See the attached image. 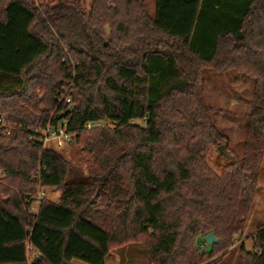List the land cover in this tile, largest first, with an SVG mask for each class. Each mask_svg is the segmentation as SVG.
<instances>
[{"label": "trees", "instance_id": "16d2710c", "mask_svg": "<svg viewBox=\"0 0 264 264\" xmlns=\"http://www.w3.org/2000/svg\"><path fill=\"white\" fill-rule=\"evenodd\" d=\"M155 13L145 0H92L88 11L0 0V115L13 126L0 129V264H29V250L32 264H107L137 242L150 264H218L246 228L264 149V0H157ZM205 68L254 80L245 155L220 174L208 162L225 138L202 95ZM101 120L112 124L85 126ZM63 121L88 174L30 139ZM34 173L63 191L35 217ZM253 240L241 264H264V224Z\"/></svg>", "mask_w": 264, "mask_h": 264}, {"label": "rangeland", "instance_id": "374dc122", "mask_svg": "<svg viewBox=\"0 0 264 264\" xmlns=\"http://www.w3.org/2000/svg\"><path fill=\"white\" fill-rule=\"evenodd\" d=\"M41 6L47 3L50 6L56 5L59 2L66 0H33ZM147 3L148 12L152 16L156 15L157 0H145ZM81 6L88 11L92 0H80ZM112 4V3H110ZM108 30V29H107ZM110 32V30H108ZM203 80L201 83V91L205 103L213 107L215 110L214 122L225 139L219 144H226L232 154L242 159L245 155L248 121L247 115L253 108L254 98V80L248 76L242 75L235 70L227 72H217L214 69L205 68L202 72ZM68 90V88H67ZM136 124H144V120L136 119L133 121ZM213 147L211 155L208 159L209 165L217 173L222 172V168L229 164L231 159L219 153L218 146ZM80 149L81 144L74 138L67 149L58 151L64 158L73 164L81 166L85 174H88V168L85 164H80ZM261 172L258 181V190L254 198V205L249 214L246 228L235 235L234 243L228 248L227 257L229 254L240 252V246L244 244L245 248L254 249L253 236L259 226L264 224V149L263 158L261 161ZM0 180L5 177L1 174ZM262 188V189H261ZM38 189V188H37ZM259 191V192H258ZM63 191L59 188L48 189V199L56 200L61 197ZM29 212L35 217L37 212V204L29 203ZM200 247V246H199ZM226 251H222L225 253ZM29 264H32L34 252L29 250ZM224 259V258H223ZM222 259V260H223ZM221 260V261H222ZM220 261V262H221ZM219 262V263H220ZM74 264H86L77 260ZM107 264H150L148 260L147 251L142 243H132L121 248H114L111 250V255L107 259Z\"/></svg>", "mask_w": 264, "mask_h": 264}, {"label": "built area", "instance_id": "2783aa9c", "mask_svg": "<svg viewBox=\"0 0 264 264\" xmlns=\"http://www.w3.org/2000/svg\"><path fill=\"white\" fill-rule=\"evenodd\" d=\"M69 63L73 68H76L78 65L77 61L69 58ZM65 59H63V62ZM71 101V97L68 96L66 93H63L61 96V102L63 103H69ZM112 122H108L105 120L101 121H87L85 126L89 130L98 129L105 127L107 125H111ZM0 129H2L5 134H10L13 126L11 123H9L7 115L1 114L0 115ZM76 137V133L69 131V128L67 126V122L63 121L58 124H52L49 122L45 126H38L33 129V133L30 136V139H41L43 143L44 148H49L56 151H62L68 148L71 141ZM2 176H5V173L3 172L1 174ZM33 178L37 181L38 184V193L36 195L31 196L27 199L28 203H35L37 204V212L36 215L39 214L40 208H41V202L45 199H48V189L49 187H46L42 185L40 175L38 173L33 174ZM57 201L58 197L55 198ZM201 248H205V243L200 244Z\"/></svg>", "mask_w": 264, "mask_h": 264}, {"label": "water", "instance_id": "95a60500", "mask_svg": "<svg viewBox=\"0 0 264 264\" xmlns=\"http://www.w3.org/2000/svg\"><path fill=\"white\" fill-rule=\"evenodd\" d=\"M73 108V104L69 106V109L71 110ZM218 151L220 154L225 156L227 159H234L235 155L231 153V151L228 149L226 144H221L218 146ZM204 241L208 245H215L218 242L217 234L214 232L206 233L204 236Z\"/></svg>", "mask_w": 264, "mask_h": 264}, {"label": "crops", "instance_id": "0c3cea01", "mask_svg": "<svg viewBox=\"0 0 264 264\" xmlns=\"http://www.w3.org/2000/svg\"><path fill=\"white\" fill-rule=\"evenodd\" d=\"M262 189V188H261ZM259 192V191H258ZM257 231V230H256ZM255 231V233H256ZM254 233V234H255ZM253 240V238H252ZM254 242V240H253ZM254 245V243H253ZM77 260L79 259H74L71 264H74ZM81 261V260H79ZM83 261H81L82 263ZM218 264H241V255H240V252L239 253H236L235 251H233V254H229L227 257H225L220 263Z\"/></svg>", "mask_w": 264, "mask_h": 264}]
</instances>
